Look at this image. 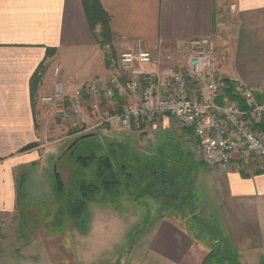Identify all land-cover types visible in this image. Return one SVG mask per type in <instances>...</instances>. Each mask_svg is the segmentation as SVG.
Segmentation results:
<instances>
[{"label": "crops", "instance_id": "1", "mask_svg": "<svg viewBox=\"0 0 264 264\" xmlns=\"http://www.w3.org/2000/svg\"><path fill=\"white\" fill-rule=\"evenodd\" d=\"M98 1L109 16L112 44L121 50L141 46L151 51L154 62L149 70L164 72L171 66L169 62L180 61L189 41L211 36L219 51L215 69L231 83L251 89L257 100L264 102V0H230L228 25L223 27L226 37L218 27V0ZM110 65L96 41L83 0H0V217L5 227L13 224L16 214L20 221L26 215L18 211L16 170L46 165L49 158L57 157L58 145L71 136L68 131L62 142L56 139L61 143L49 147L42 141L50 131L45 114L48 108L39 98L51 91L54 69L59 68L60 79L70 90L108 77L115 62ZM36 73L41 78L35 85ZM98 100L101 109L117 113L133 97L115 95L109 101ZM87 104L85 109L90 112ZM111 122L118 124L117 120ZM136 126L142 131L148 126L163 131L155 140V149L167 140L178 143L193 162L195 201L200 186L206 184L223 215L224 228L218 233L212 226L211 239L204 235L192 238L176 222L159 218L144 237L152 258L164 264H202L211 250L208 242H212L214 254L205 264H264V169L237 161L226 167L204 164L195 156L192 132L176 126L168 116L152 125L140 121ZM175 127L177 134H191L192 143L182 135L176 140L164 133ZM30 143L36 146L21 151ZM94 223L90 215L87 233L73 229L67 244L57 239L54 246L59 233L53 232L44 236L45 244L39 238L31 240L22 247L26 261L21 264H61L58 255L62 247L70 254L68 264H90L87 247ZM195 248L199 250L192 251Z\"/></svg>", "mask_w": 264, "mask_h": 264}, {"label": "built area", "instance_id": "2", "mask_svg": "<svg viewBox=\"0 0 264 264\" xmlns=\"http://www.w3.org/2000/svg\"><path fill=\"white\" fill-rule=\"evenodd\" d=\"M186 46L189 54L185 61L164 72L148 69L154 62L151 51L141 46L123 49L108 77L70 90L56 67L51 91L39 99L54 118L72 124L83 119L88 103L90 114L96 117L92 128L112 120L122 128L140 121L152 125L168 116L176 126L191 130L197 139L195 155L204 164L226 167L237 161L264 169V102L241 84H233L232 93L244 107L225 95L228 85L215 69L217 52L211 36L194 39ZM115 95H130L133 101L117 113L101 109L98 99L109 101Z\"/></svg>", "mask_w": 264, "mask_h": 264}, {"label": "rangeland", "instance_id": "3", "mask_svg": "<svg viewBox=\"0 0 264 264\" xmlns=\"http://www.w3.org/2000/svg\"><path fill=\"white\" fill-rule=\"evenodd\" d=\"M228 2L230 0H218L217 4L216 17L217 21L221 23L218 27L222 37H226V28L223 27L228 25ZM109 40L110 44L100 47V49L108 66L112 67L113 65L110 64L116 61L121 49L116 48L112 44V35ZM216 45L217 43L215 44L214 39L215 50L218 54L219 51ZM184 51L182 57H178L181 58L179 59L180 62L185 61L186 56L189 54L188 49H184ZM169 63V65H173L178 62L171 61ZM45 112L46 120L48 121L47 128L50 131L42 140L45 147H49L53 145L52 143H56L59 140L61 141L62 137L66 135L65 133L69 131L68 133L70 134L73 128L80 129V131L71 134L65 142L61 141L62 144L58 145L60 151L57 157L49 158L45 161L46 165H40V167H32L30 165L27 169L16 170L14 177L16 183L19 181L21 173L25 172L26 176L17 204L18 211L22 214L25 212L26 215L23 221H20V216L16 214L14 222H10L13 224L8 225L9 227H5V220L0 217V264H21L22 261H26L25 254L21 252L22 247H25L31 240H36V238H39V241L43 244L44 236L52 232L59 233L58 237H55L52 242L54 246L57 239L60 240V243L67 244L70 242L69 235L72 236L73 229L79 234L87 233L89 225H87L83 233L76 227L71 228L72 222H70L67 215L63 216L64 214H61L60 216L57 210L59 204L54 203V200L50 201L54 196L52 187L54 171H58L61 174L64 184L68 187L77 169V165L72 160L73 154L69 153V151L65 152L66 147L77 136L88 133H99L101 134L100 137L102 136L101 139L105 141H107V137L104 135L112 136L126 144H130L135 149L137 148L144 152L147 150L154 152L155 140L160 139L164 135L162 130L156 131L149 126L142 131L136 125L122 128L114 122L106 123V127L105 125H101L97 128H92L91 124L96 123V117L89 114L90 112L87 109H85L83 119L73 124L54 118L48 109H45ZM177 130L175 127L170 130L171 132L164 131V133H167L168 136L170 135V138L178 140L182 134H177ZM190 135H182V137H186V140L192 143V135L191 137ZM196 144L197 139L194 146ZM78 145L80 146L81 143ZM78 145L73 149L74 153L78 152ZM194 153H196L195 148ZM106 201L104 202L97 198L96 201L88 204V217L91 215L92 221L95 222L88 239L87 248L91 250V253L86 258L92 264H164L163 260L155 261L148 252V248L146 251V241L144 239L150 232L154 222L159 218H166L174 221V223L176 222L175 225L193 235L192 238L197 236L201 238L204 235L206 239H211V236H214L212 226L215 225L218 233L224 228L222 211L214 198L212 188L206 184L200 186L199 193L197 194L195 216L198 219L190 214L162 212L154 200L150 198L136 202L132 200V197L125 194L121 197L108 196ZM198 206H201L200 209H198ZM26 207L30 208L24 211ZM89 207L91 208V213L89 212ZM202 223H205L206 227H202ZM37 225L43 226L44 229L37 228ZM71 244L73 245L74 242L72 241ZM208 245H210L209 249L211 248L209 253L212 254L214 252L213 243L208 242ZM198 250L199 248H195L192 251L197 252ZM69 255V252L65 251L62 247L58 255L59 262L61 264H68Z\"/></svg>", "mask_w": 264, "mask_h": 264}, {"label": "trees", "instance_id": "4", "mask_svg": "<svg viewBox=\"0 0 264 264\" xmlns=\"http://www.w3.org/2000/svg\"><path fill=\"white\" fill-rule=\"evenodd\" d=\"M83 4L97 43L100 47L108 46L111 36L108 14L101 8L98 0H83ZM96 27H99L98 32L95 31ZM40 78L36 73L35 85ZM225 81L228 85L225 95L244 107V103L232 93L233 83L226 79ZM104 125L107 126L106 123ZM78 131L80 129L73 128L70 133ZM94 134L80 138L69 150V153L73 154L72 160L77 169L68 187L58 171L53 173L54 196L50 201L54 200V203L59 204L57 210L60 216L67 215L72 222L71 228L76 227L81 233L86 230L90 202L96 201L97 198L107 202L108 196L121 197L125 194L136 202L150 198L162 212L190 214L198 219L195 216L197 204L193 162L184 155L177 142L167 140L154 152H144L115 137L104 135L107 137L105 141L101 139V134ZM83 135L85 134L76 138ZM77 145L78 152L74 153L73 149ZM35 146L36 143H30L21 151ZM25 177V172L21 173L16 183L17 200ZM201 226L206 227L203 223ZM212 256L213 253H208L202 264Z\"/></svg>", "mask_w": 264, "mask_h": 264}, {"label": "water", "instance_id": "5", "mask_svg": "<svg viewBox=\"0 0 264 264\" xmlns=\"http://www.w3.org/2000/svg\"><path fill=\"white\" fill-rule=\"evenodd\" d=\"M91 135H93V133H88V134H85V135H83V136H81V137H78V138H76V139H74L67 147H66V149H65V152H67V151H69L74 145H75V143L80 139V138H83V137H89V136H91Z\"/></svg>", "mask_w": 264, "mask_h": 264}]
</instances>
